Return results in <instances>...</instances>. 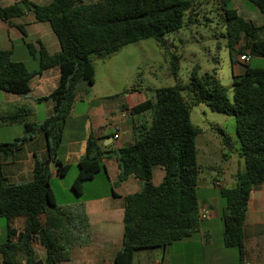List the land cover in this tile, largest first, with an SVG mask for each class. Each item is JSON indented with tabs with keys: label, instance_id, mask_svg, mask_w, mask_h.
I'll return each mask as SVG.
<instances>
[{
	"label": "trees",
	"instance_id": "obj_1",
	"mask_svg": "<svg viewBox=\"0 0 264 264\" xmlns=\"http://www.w3.org/2000/svg\"><path fill=\"white\" fill-rule=\"evenodd\" d=\"M16 1L10 6L0 5V21L12 24L14 18L22 17L29 9L35 13L37 21L51 25L61 50L50 54L41 42L38 49L28 44L29 53L39 61V68L30 71L23 62L12 60L11 51L0 47V90L27 94L35 75L56 66L60 68L61 77L58 87L41 99L54 102L52 116L42 124L24 123V137L0 143V156L6 158L36 133H45L49 146L48 159L36 160L31 182L13 184L0 176V218L8 225L7 240L0 244V254L2 264H40L31 246L33 241H38L46 249L45 263L60 264L70 259L69 245L89 243V231L76 233L64 225L70 218L56 202L50 164L59 166L57 176L61 178L70 169L57 159L56 150L61 144L77 89L81 84L87 87L95 84L93 57L106 60L127 45L150 38L166 48L164 37L167 34L192 23L196 3L192 0H99L85 4L82 0H50L49 4L38 5L32 0ZM246 1L256 6L264 18V0ZM218 2L226 22L231 63L238 62V55L246 50L264 58V38H257L264 25L257 26L241 17L236 9L228 8L232 0ZM19 29L25 32L23 27ZM171 56L172 73L177 77L179 60L176 54ZM243 66L244 73L234 76L233 101L215 73L200 80L195 72L189 85L158 88L155 102L147 100L132 108L136 114L152 113L150 125L134 128L132 144L105 151L97 138L89 137L87 152L79 161L72 182V190L77 195L83 193L85 183L101 172L106 173L104 159L112 157L116 158L120 169L119 182L134 177L142 186L140 192L126 196L122 248L112 264H133L137 251L165 249L200 231L196 138L201 129L192 123L190 115L191 106L199 103L236 120L245 170L235 174L234 187L221 188L225 200L221 218L223 245L237 248L238 264H245L248 204L253 187L264 183V69L253 68L250 63ZM185 91L188 98L183 95ZM155 168L165 173L159 185L153 183ZM21 217L25 219L24 230L17 234L11 224ZM82 221L85 229V216ZM21 253L25 255V263L18 258Z\"/></svg>",
	"mask_w": 264,
	"mask_h": 264
},
{
	"label": "crops",
	"instance_id": "obj_2",
	"mask_svg": "<svg viewBox=\"0 0 264 264\" xmlns=\"http://www.w3.org/2000/svg\"><path fill=\"white\" fill-rule=\"evenodd\" d=\"M35 4L40 1L32 0ZM18 1L0 0L3 7L10 6ZM44 2V1H41ZM49 4L44 2L43 5ZM246 20L253 21V14H246ZM264 25V18L261 19V25ZM19 26L23 27V33ZM41 42L50 54L61 50L59 40L47 22H39L35 18V13L29 9L25 10L22 17L14 18L12 24L0 21V47L12 52V56L19 46L21 53H29L28 44H33L37 49ZM243 43H246L243 40ZM250 56V50H246ZM253 57L263 58L252 55ZM238 60V57H237ZM26 62L23 60L17 61ZM251 65V61H250ZM39 68L29 69L35 71ZM244 66L240 70L233 66L234 76H240L244 73ZM97 76V70L95 66ZM61 71L58 66L44 70L41 74L35 75L30 80V91L24 95L2 93L4 99L0 102V130H2L4 139L0 143H11L16 139L25 136L24 123L42 124L49 119L54 111V102L51 100L42 101L41 99L49 96L59 85ZM106 84L110 87L113 84L112 79L107 78ZM97 80L92 87L81 84L76 92V99L71 114L69 115L62 133L61 144L56 150L57 159L64 165L70 167L65 177L57 176L58 165L50 164L52 174L51 187L57 180L67 179L70 174L76 177L78 172V163L87 152V142L91 135L98 139V144L105 151H116L124 145L132 144L135 141L134 128L146 122L145 113L136 114L132 108L147 101L145 94L137 89L125 91L124 94H118L108 88L105 94H96L95 90ZM5 92V91H3ZM78 102L85 104L86 109L76 115ZM79 120V122H77ZM75 124L80 129V133L67 137V128ZM113 129V132H110ZM118 136L115 138V136ZM48 138L45 133H36L28 142H26L17 152L10 157L0 156V176L5 177L13 184H22L33 180V169L36 160L46 161L49 157ZM241 156V155H240ZM104 164L106 173L97 174L93 180L85 183L83 193L77 195L72 190V182L69 187H64V191L71 190L74 196L67 197L65 201L59 202L54 192L58 206L66 211L70 220L65 223L70 230L78 233L79 231H89V243L80 245L79 242L69 245L70 259L60 264H112L115 256L122 248L124 232V211L126 196L141 191V183L134 177L128 178L124 182H119L120 169L116 158H105ZM74 168H76L74 172ZM75 173V174H74ZM164 170L155 168L153 183L159 185L164 178ZM104 178L97 181V178ZM200 179V178H199ZM100 188L98 193H89L87 190L95 186ZM236 184V180H235ZM60 185V183H59ZM199 185V183H198ZM235 186V185H234ZM233 186V187H234ZM107 187V190H104ZM201 208L211 210L210 218L206 220H217L218 215L214 212L212 204L205 201ZM201 205V202H200ZM86 218L87 226L82 221ZM222 219V218H221ZM42 221L44 218L41 219ZM25 219H15L11 226L17 234L24 230ZM7 222L0 218V244L7 240ZM201 231V232H200ZM202 245H211L213 233L209 230H201ZM223 241V233H221ZM181 240L176 242L177 246L194 245V241ZM35 259L40 264H46V249L38 242L31 244ZM168 249H150L137 251L134 255L133 264H164ZM245 264H264V183L256 184L253 187L248 210L245 220ZM140 254H143L140 257ZM224 251L212 253L209 255L213 262L224 264L222 261L225 256ZM139 256V260H137ZM231 256H234V254ZM19 260L25 263V255L19 254ZM180 260V258H179ZM3 257L0 254V264ZM180 263V262H179ZM233 264V263H232ZM238 264V263H236Z\"/></svg>",
	"mask_w": 264,
	"mask_h": 264
},
{
	"label": "rangeland",
	"instance_id": "obj_3",
	"mask_svg": "<svg viewBox=\"0 0 264 264\" xmlns=\"http://www.w3.org/2000/svg\"><path fill=\"white\" fill-rule=\"evenodd\" d=\"M37 1H40L41 5L45 1L50 2V0ZM82 1L88 4L99 0ZM192 1L196 3L195 12L191 17L192 23L187 24L179 31L167 34L164 37L167 43L166 48L160 47L156 40L150 38L129 44L106 60L93 57L97 70L95 93L105 94L108 88L118 94L137 89L145 94L148 100L155 102V91L158 88L177 84L189 85L195 72L200 80H203L207 74L215 73L220 82L228 89V98L233 101V66L240 70L245 63L240 60L241 55H238V62L231 63L226 37V22L218 0ZM228 8L236 9L243 18H246V14H253L255 18L253 22L257 26L261 25L263 16L251 2L232 0ZM257 38H264V29L260 30ZM17 47L12 60L25 61L28 69L39 66L37 58L31 56L27 51L26 54L21 53L19 46ZM175 54L179 60L177 77L173 75L171 69V55ZM251 66L264 69V58L253 57ZM107 78L113 81L110 87L106 84ZM2 93L6 92L0 90V102L4 99ZM5 95L10 94L6 93ZM183 95L188 98V91L183 92ZM85 109V104L78 102L76 115ZM190 112L192 123L201 129V133L196 138L197 163L200 168L197 194L201 206L204 201L208 205L212 204L214 212L219 218L213 221L206 219L200 221L201 230H209L213 233L211 245H202L203 238L200 231L190 238L194 241V245L177 246L176 242L169 245L164 264H219L213 262L209 255L220 253V251L230 254L225 256L222 261L224 264H236L239 261L238 249L226 248L223 245L222 236H220L224 229L221 216L225 207V200L222 198L220 190L221 188H232L235 185V174L245 170L244 159L240 156L241 143L237 135L236 120L233 116L212 112L205 103L192 105ZM145 115L142 119L151 124V111H147ZM80 132V129L73 124L67 128V137ZM110 132H113V129H110ZM3 133L0 130L1 140L4 139ZM72 175L73 173L67 179L57 180L52 184L59 202L74 196L71 190L64 191V187H69L75 179ZM101 178L104 177H98L97 181H100ZM218 179L223 182L221 188L215 187L213 184ZM98 184L89 188L87 192H100L101 189L96 187ZM107 189L104 187V190ZM187 239L184 240L189 241ZM142 255L140 254V257ZM140 257L137 256L136 262Z\"/></svg>",
	"mask_w": 264,
	"mask_h": 264
},
{
	"label": "built area",
	"instance_id": "obj_4",
	"mask_svg": "<svg viewBox=\"0 0 264 264\" xmlns=\"http://www.w3.org/2000/svg\"><path fill=\"white\" fill-rule=\"evenodd\" d=\"M240 60H241L242 62H244L245 64L250 63V61H251V56H250L248 53H244V54L241 55ZM117 137H118V136L116 135L115 138H117ZM222 183H223L222 180H221V179H218V180L215 182L214 186H215V187H218V188H221ZM210 216H211V210H210V209H208V208H201V209H200V212H199V218H200L201 220L208 219V218H210Z\"/></svg>",
	"mask_w": 264,
	"mask_h": 264
}]
</instances>
